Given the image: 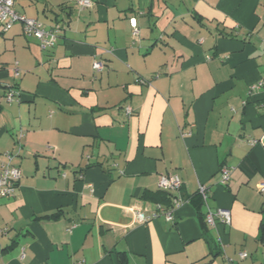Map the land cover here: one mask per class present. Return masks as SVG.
Masks as SVG:
<instances>
[{"label": "crops", "instance_id": "0c3cea01", "mask_svg": "<svg viewBox=\"0 0 264 264\" xmlns=\"http://www.w3.org/2000/svg\"><path fill=\"white\" fill-rule=\"evenodd\" d=\"M92 1L43 0L51 48L0 27V153L21 173L0 264H264V0ZM173 173L174 223L136 222L171 206L144 194ZM200 184L229 223L199 216Z\"/></svg>", "mask_w": 264, "mask_h": 264}, {"label": "built area", "instance_id": "2783aa9c", "mask_svg": "<svg viewBox=\"0 0 264 264\" xmlns=\"http://www.w3.org/2000/svg\"><path fill=\"white\" fill-rule=\"evenodd\" d=\"M15 0H0V27L3 31L8 30L15 22H20L22 26L23 34L29 37H33L38 40L40 46L44 49L51 48L55 45L59 34L61 33L62 27L58 24L54 26H47L38 19L19 14L14 10ZM92 0H77L78 9H84L92 7ZM133 34H136V26L134 20H132ZM264 42V40H263ZM104 67L103 62L96 60L93 63V68L97 71L102 70ZM19 70L14 68V74L17 75ZM258 86L264 85V80H261ZM5 98L8 101L18 100L13 91L7 90L5 93ZM127 113L130 110L127 108ZM2 157L6 158L5 162ZM12 155L10 152L0 153V197H6L14 194L17 187V181L20 178V169L10 163ZM220 184L224 185L227 183L230 177V168L222 166L220 169ZM159 189L168 191L173 194L172 204L170 207H164L161 204H157L156 210L151 214H146L143 211L135 210L134 217L136 222L143 223L147 222L155 217H163L168 222L174 223V209L178 207L184 198L180 194L182 187V180L178 174H168L161 175L158 181ZM257 190L259 192H264V179L260 181L257 185ZM197 192L202 198L203 205L205 207L204 221L208 225H213L215 223V217H217L223 223L230 222V211L228 209H216L213 210L208 205V192L207 187L204 185H199ZM240 258L247 256L246 252L239 253ZM71 264H81V262H72ZM229 264H232L231 261Z\"/></svg>", "mask_w": 264, "mask_h": 264}, {"label": "trees", "instance_id": "16d2710c", "mask_svg": "<svg viewBox=\"0 0 264 264\" xmlns=\"http://www.w3.org/2000/svg\"><path fill=\"white\" fill-rule=\"evenodd\" d=\"M60 7H61L60 11L61 10L63 11L65 9H67L64 6H60ZM55 14H57V13L55 12ZM66 15L70 16V12H66ZM144 196L148 197V198H151L153 201H156V202H162L163 201V202L169 203L172 200L171 198H172L173 194L168 192V191L160 189V190H158V191H156L154 193L144 194ZM190 201L193 204H195V206H196V208L198 210L199 216L204 221V213H202L201 210H200L202 205H203L202 198H201L200 194L197 192L195 198L190 199ZM57 213L50 214V215H45V217L55 218V217H57ZM262 230L264 231V219H263V222H262ZM113 253H114L115 264H128L125 252L114 251Z\"/></svg>", "mask_w": 264, "mask_h": 264}, {"label": "rangeland", "instance_id": "374dc122", "mask_svg": "<svg viewBox=\"0 0 264 264\" xmlns=\"http://www.w3.org/2000/svg\"><path fill=\"white\" fill-rule=\"evenodd\" d=\"M43 4V0H34L32 2H28V0H17L16 4L14 5V10L19 14H24L32 18H38L43 22H46V18L42 14ZM17 25L18 23L15 24V26Z\"/></svg>", "mask_w": 264, "mask_h": 264}]
</instances>
